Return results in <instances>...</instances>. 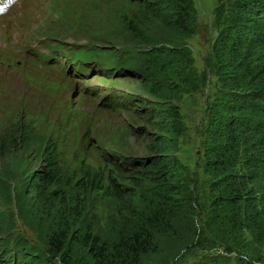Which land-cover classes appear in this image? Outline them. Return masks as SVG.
<instances>
[{"label": "rangeland", "instance_id": "374dc122", "mask_svg": "<svg viewBox=\"0 0 264 264\" xmlns=\"http://www.w3.org/2000/svg\"><path fill=\"white\" fill-rule=\"evenodd\" d=\"M142 2L16 0L9 11L0 12V182L8 183L12 192L9 201L0 193V211L6 216L4 223L0 217V231L13 226V236L38 241V234L23 222L14 201L28 192L30 175L54 167L64 183L54 185L51 191L66 194L67 201H77L89 192L78 189L86 173L95 171L105 176L107 188L99 193L90 191L87 201L88 218L96 234L103 236L107 228L131 218L128 207L133 205L146 217L147 187L133 188L127 172L133 159L148 158L149 166L156 162L158 154L153 153L152 146L153 139L161 135L158 115L162 105L179 114L175 122L180 132L176 157L181 160L178 170L183 185L177 183L192 192L188 194L194 201V221L211 225L218 218L205 214L202 208V201L211 196L213 188L207 184L211 172L200 159L210 148V140L203 137L213 136L206 132L209 104L217 97L225 99L224 84L217 77L208 84L204 76L210 52L220 38L216 27L220 0H193L197 20L192 37L186 41L191 53L181 68L180 79L172 81L180 96L167 99L168 103L148 93L138 62L139 49L144 54L152 47L175 49L171 45L178 37L170 29L153 24L146 36L147 44L153 46L143 48L130 29V22L140 23L139 15L145 14ZM27 26H31L28 33L32 34L26 38L23 31ZM218 125L215 122L214 127ZM20 130L35 135L26 149L16 142ZM43 143L47 148L41 150ZM40 151L46 156H39ZM47 157L57 162L54 167L48 165ZM196 162L200 164L195 168ZM139 171L142 169L133 174ZM195 171H199L198 177ZM112 181L125 191L124 204L108 189ZM254 250L257 247L248 255ZM258 251L263 254L264 246ZM260 255L245 260L264 264ZM198 261L203 260L193 253L173 264ZM76 262L91 264L81 255Z\"/></svg>", "mask_w": 264, "mask_h": 264}, {"label": "trees", "instance_id": "16d2710c", "mask_svg": "<svg viewBox=\"0 0 264 264\" xmlns=\"http://www.w3.org/2000/svg\"><path fill=\"white\" fill-rule=\"evenodd\" d=\"M142 3L145 14L139 15L140 23L131 21L130 29L143 48L153 46L146 42L153 24L170 29L178 37L171 45L175 49L152 47L145 54L139 49L138 62L148 93L168 103L167 99L180 96L172 81L180 79L181 68L191 53L186 41L195 30L196 8L193 0ZM216 27L220 38L217 50L210 52L204 76L208 84L214 77L224 84L225 99L217 97L209 104L206 132L213 136L203 137L210 140V148L200 159L211 172L207 184L213 188L211 196L202 201V208L207 215L216 214V221L211 225L194 221V201L188 194L192 192L182 187L178 170L181 160L176 157L180 132L175 122L179 114L161 104V135L153 139L152 146L153 153L158 154L156 162L151 167L148 158L133 159L127 172L133 188L147 187L146 217L133 205L128 207L131 218L107 228L103 236L96 234L88 218L87 201L90 191L99 193L107 188L105 176L95 171L86 173L78 189L89 192L77 201H67L66 194L51 191L54 185L64 183V178L54 167L57 162L47 157L48 165L54 168L30 175L28 192L14 201L23 222L38 234V241L15 237L10 233L13 226L5 227L6 231L1 226L0 264H79V255L91 264H173L193 253L203 260L198 264H256L255 259L253 263L245 259L260 255L258 250L264 246V0H220ZM34 136L32 131L20 130L15 138L26 149ZM39 148L47 146L43 143ZM38 155L45 157L46 152ZM141 169L140 174H133ZM195 173L198 177L199 171ZM108 186L124 204L125 191L113 181ZM0 193L7 201L12 199L11 186L4 181L0 182ZM0 217L6 216L0 211ZM254 247L257 250L248 255Z\"/></svg>", "mask_w": 264, "mask_h": 264}, {"label": "bare ground", "instance_id": "6f19581e", "mask_svg": "<svg viewBox=\"0 0 264 264\" xmlns=\"http://www.w3.org/2000/svg\"><path fill=\"white\" fill-rule=\"evenodd\" d=\"M31 26H27V28L23 31V35H25L26 36V38L29 36V35H31L32 34V32H30V33H28V30H29V28H30ZM48 28H49V26H48ZM47 28V29H48ZM10 29V28H9ZM20 34H22V33H20ZM19 35V34H18ZM26 40V39H25ZM16 45V44H15ZM6 47V46H5ZM7 48V47H6ZM3 50V49H2ZM1 50V51H2ZM4 52V51H3Z\"/></svg>", "mask_w": 264, "mask_h": 264}]
</instances>
